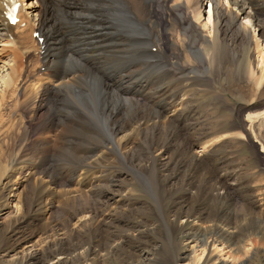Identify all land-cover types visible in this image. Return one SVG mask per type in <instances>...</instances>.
Listing matches in <instances>:
<instances>
[{
	"label": "rangeland",
	"instance_id": "rangeland-1",
	"mask_svg": "<svg viewBox=\"0 0 264 264\" xmlns=\"http://www.w3.org/2000/svg\"><path fill=\"white\" fill-rule=\"evenodd\" d=\"M234 1L222 0L229 8L235 7ZM28 2L37 9L36 25L41 18L43 30L56 40L52 46L50 40L42 42L51 46L47 52L30 35L20 47L1 46L0 66L12 62L15 78L24 77L37 87L40 82L45 86L49 66L69 70L71 64H81L85 76L66 95L38 94L36 103H28L26 95L31 89L34 95L36 86L20 93L16 84L20 79L0 89V121L4 119L0 164L9 171L16 156L27 160L9 174L15 183L23 184L16 192L19 196L33 192L31 199L21 200L13 190L5 191L14 198L11 204H18V211L11 204L5 208L4 199L0 200V264H19L13 246L20 235L28 239L19 247L30 244L29 251L42 257L36 264H219L220 258L230 264H264V121L249 122L251 116L264 112V76L257 81L248 75L251 65L261 76L264 53L254 45L239 47V58H232L228 69L213 79L209 77L214 69L202 62L194 61L186 70L173 67V76L164 83L169 99L170 94L178 98L179 118L141 134V142L129 148L103 147L95 163H90V158H79L82 148L104 140L114 123H137L142 116L153 115L157 106L145 98L154 96L156 85L163 82L146 80L148 88L142 94L134 80L125 82V88L103 85L109 74L121 68L100 65L103 73L89 69L92 64L86 66L98 51L83 35L79 38L83 29L69 8L74 0ZM213 3H205L200 18L211 21L212 32L214 19H208V11ZM237 8L242 9L239 22L246 23L250 14L257 37L264 35V10L257 14L259 22L249 0H242ZM125 25L130 33L146 30L139 20ZM164 41L169 44V39ZM162 61L171 67L166 59ZM120 105L118 118H113L110 111ZM69 121L74 122V130L68 134L77 140L71 145L66 144V133L60 132ZM35 170L53 178L56 196L39 195L43 187L35 184L37 175L30 180ZM50 201L53 211L41 214ZM26 213L35 215L32 222L16 228L13 221ZM23 227L27 233L20 234Z\"/></svg>",
	"mask_w": 264,
	"mask_h": 264
},
{
	"label": "bare ground",
	"instance_id": "bare-ground-1",
	"mask_svg": "<svg viewBox=\"0 0 264 264\" xmlns=\"http://www.w3.org/2000/svg\"><path fill=\"white\" fill-rule=\"evenodd\" d=\"M241 1L242 0H235V7L240 5ZM207 2H214L212 4V8L210 7V10L208 11V19L212 20V22L214 19L213 32L209 29V23L211 21L208 23L203 22L200 19L203 13V7ZM249 2L254 4V16L257 21L261 22L260 18L257 17V14L259 11L264 10V0H249ZM17 3L19 4L18 16L20 17V20L13 25L12 23H10L8 13L10 12L9 8L13 7V5ZM74 3L75 4L70 5L69 8H73L74 16L76 15V18L79 19L77 20L79 23V27L83 29V31H81L80 33L79 38L81 39V36L83 35L85 39L90 40L89 42L91 43V45L93 44V49L98 51V53H96L90 61L86 62V66L88 64H92L90 67H87L91 70L96 69L97 71H101L100 65L110 64L113 66V68H121V70L115 69V72L112 70L114 72L112 74H109L110 72L108 71L109 73H107L109 75L106 78V81L104 80V82H102L103 85L105 84V86H107L109 84L111 87L113 85L124 87L125 82L134 80L135 82L132 83L139 85L140 89L138 88V92L139 94H142L148 88L145 83L146 80H152V82L156 80V83L163 82L156 85V90L153 92L154 96L145 98V101H147L149 104L155 107L157 106L156 112H153V110L151 109L153 107L150 108L153 112V115L142 116L137 123L132 121H128L123 124L114 123L113 129L111 130L110 134L105 137L104 140L99 142L97 141V143H90L91 146H88V148H82L79 154V158H90V163H95V161L99 158V151L103 149V147H119L123 149L129 148L132 145H136L141 142L143 136H141V134H144L149 130L156 131L158 127L165 125L168 122H172V119H177V117L179 118L180 110L177 106L178 98L174 96L175 94H170L171 97L169 99L170 90L168 89V85L164 83L170 77V75L173 76V67L180 70H186L193 65L194 61H196V63L197 61L200 63L202 62L204 65L211 68L212 72L214 69L213 76L209 77L210 79H213L214 76L216 77L217 74L222 73V70L224 68H227V65L232 61V58H239V47L243 45H254L259 52H261L262 54L264 53V35H262L260 38L257 37L254 24L252 23V25H250V22H252L250 14L246 15V23L243 24V22H239L242 9H235V7L229 8V6L226 7L222 0H74ZM33 7H35V5L32 2H28V0H0V47L2 46V49H4V47H8L10 49L20 47L25 39H28L30 35V39H32L31 41L34 40L38 42L41 49H44L46 52L51 50L53 39H55L56 37L53 34L46 33L43 30L44 24L41 18H39L40 22L38 23V25H36V22H34L35 19L33 18L34 11H37V9L35 7V10H33ZM86 7H92L91 11H88ZM86 11H88V13H86ZM37 14L38 13H36L35 16H37ZM195 17H197V19H195ZM128 20L143 21L146 30H144V32H138V34L130 33L126 28L128 24L127 26L125 25ZM35 32L39 33L38 38L34 37ZM84 34L87 36H85ZM39 38H43L45 42L47 40L49 42L50 40L51 46L47 45L48 43H42ZM165 39H169V44L164 41ZM167 45H169V47H167ZM155 47L156 51L153 53L151 49L153 50L155 49ZM185 48H187V50L183 51ZM44 58H47V55H44ZM165 59L167 60V63H169V65L171 64L170 68L163 65L164 63L162 64V60ZM52 62L56 64L54 60ZM11 63L10 61H3L2 65L0 66V89L6 88L7 86L11 87V83H15V81H18L15 79H20V82L16 83L18 84L17 86L19 87V90H21L19 91L20 93L25 92L28 87L36 86V83H30L29 80H24V77L15 78V65H11ZM79 63H81V61ZM261 64L262 68L259 69L261 76H259V74L256 75V70L251 65L250 69L248 68L249 72L247 71L248 75L250 74L249 76H256L257 81L263 80L264 56L263 58H261ZM71 65L72 66L69 70L62 68L59 70L52 69L50 66L48 68L46 65V71H48L46 74V82L43 83L45 84V86H40V84L42 85V83L40 82L39 87L36 86L34 95L32 94L33 90H29L26 93V95L28 96V103L29 100L35 101L38 98V94L47 95L48 93L52 92L53 94H55V97H59L61 93L66 95L72 89H75V87L79 84L78 81L80 80V78L85 75L83 74V67H80L81 64H78L77 66H75L74 64ZM137 85H134V87H137ZM40 87L43 89L42 92L41 90H39ZM106 94H108L107 88L103 92L104 97ZM33 102L31 101L30 103ZM144 106L145 105H143V107ZM1 107L2 105L0 106V108ZM120 108L121 105L115 108V111H113L112 109L110 111V115H112L113 118H118V111L120 110ZM257 119L264 121V112H262V114L258 117L251 116L249 122H251L252 125V122L255 120L257 121ZM2 120L4 121V119ZM3 121H0V126L4 125ZM63 126L64 127H62L60 131L61 135L66 133L64 134V136H67L66 144L71 145L73 139L75 138L71 139L72 135H69L68 133H71L72 130H74V122L69 121ZM89 130L90 129H87L88 133ZM4 131L8 133L7 128ZM92 131L94 130H91V132ZM53 134H51V136ZM48 135L50 136V134ZM74 141L77 140L75 139ZM21 157L16 156L14 159H12V161L10 162V165L12 166L10 167L9 171L6 166L0 164V200L2 201L4 199L3 205L5 208L7 206H10L9 204L14 203V198L8 196L5 191L11 189L14 192L13 196H15L19 194H17L16 192H18L20 186L22 187L23 185L15 183L11 179V175L9 174L10 172L18 171V169H20L23 164H25L27 160L25 161ZM195 157L197 158L199 156L196 155ZM85 167L83 169H85ZM36 175L37 173L35 170L33 177H29L30 180H32ZM55 178L57 177L55 176ZM35 180V184L43 187V190L41 189V191L39 192V195L41 197H47L50 196V194H57L55 191V187H53V178L51 179V177L48 176L37 175L35 177ZM25 181H27L26 178ZM35 190L36 187L34 186L32 191L35 192ZM64 191L69 193V191L72 190L65 189ZM25 193L23 191L22 195H18L19 199H31L30 197L33 192H31L30 194ZM11 206L12 208H15L13 209V211H18L17 203L11 204ZM54 207L55 205L53 201H50L49 204H46V206H44V209H42V211L40 210V213H49L50 211H53ZM33 216L35 215H20V217H17L15 221H13V223L14 225L16 224V228H20L19 226H21V224L25 222L26 224H29V222H32ZM26 230L24 228V231L20 234H24L25 232L27 233ZM241 233L244 232L241 231ZM26 239L28 238L25 235H20V237H18V239L16 240V244L14 243L15 246H13V251L16 252L14 253L15 259H18L16 261L17 263L19 262V264H36L39 262V260H42V257L38 255L37 251L35 254L30 252L29 249H33L30 244H24L22 248L19 247L21 243ZM218 263L230 264L228 263L227 259L224 258H220V261H218ZM50 264H59V261H54Z\"/></svg>",
	"mask_w": 264,
	"mask_h": 264
}]
</instances>
